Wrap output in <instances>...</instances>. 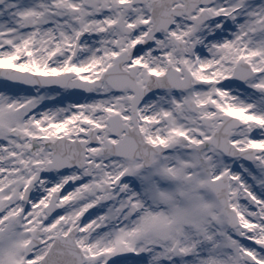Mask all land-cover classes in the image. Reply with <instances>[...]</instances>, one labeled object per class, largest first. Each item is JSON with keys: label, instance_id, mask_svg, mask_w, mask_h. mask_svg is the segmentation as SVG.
Masks as SVG:
<instances>
[{"label": "snow or ice", "instance_id": "6c2138e0", "mask_svg": "<svg viewBox=\"0 0 264 264\" xmlns=\"http://www.w3.org/2000/svg\"><path fill=\"white\" fill-rule=\"evenodd\" d=\"M0 81V264H264V0H0Z\"/></svg>", "mask_w": 264, "mask_h": 264}, {"label": "rangeland", "instance_id": "374dc122", "mask_svg": "<svg viewBox=\"0 0 264 264\" xmlns=\"http://www.w3.org/2000/svg\"><path fill=\"white\" fill-rule=\"evenodd\" d=\"M3 87V82L2 81H0V88H2ZM64 99H67V100H69L66 104H68L69 102H70V95H65L64 97H63ZM62 98V99H63ZM61 98H58V100L55 102V104H57V103H63V101H64V99L62 100ZM51 106V105H50Z\"/></svg>", "mask_w": 264, "mask_h": 264}, {"label": "bare ground", "instance_id": "6f19581e", "mask_svg": "<svg viewBox=\"0 0 264 264\" xmlns=\"http://www.w3.org/2000/svg\"><path fill=\"white\" fill-rule=\"evenodd\" d=\"M73 99H75V97L70 96V102H71ZM68 101H69V100L64 99L63 103H57V104H54V105H51V104H50V105H51V106H57V107H58V106H67L66 103H67ZM70 102H69V103H70Z\"/></svg>", "mask_w": 264, "mask_h": 264}]
</instances>
